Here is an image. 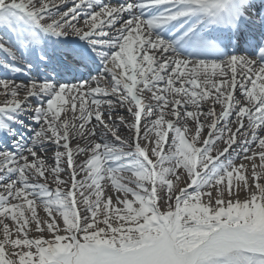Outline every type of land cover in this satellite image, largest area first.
<instances>
[{
	"label": "snow or ice",
	"instance_id": "obj_1",
	"mask_svg": "<svg viewBox=\"0 0 264 264\" xmlns=\"http://www.w3.org/2000/svg\"><path fill=\"white\" fill-rule=\"evenodd\" d=\"M0 264H264V0H0Z\"/></svg>",
	"mask_w": 264,
	"mask_h": 264
},
{
	"label": "bare ground",
	"instance_id": "obj_2",
	"mask_svg": "<svg viewBox=\"0 0 264 264\" xmlns=\"http://www.w3.org/2000/svg\"><path fill=\"white\" fill-rule=\"evenodd\" d=\"M39 73H40V71H39ZM92 74L95 75V73H92ZM40 75H44V74L40 73ZM217 111H219L218 107H217ZM48 156L49 157H54V153L52 151H49ZM129 186H131V185H129ZM241 198H243V194H241ZM206 199H207L206 197H202V201H206ZM37 211H38V214L40 216H44L45 215V213L42 210V206H38L37 207Z\"/></svg>",
	"mask_w": 264,
	"mask_h": 264
},
{
	"label": "rangeland",
	"instance_id": "obj_3",
	"mask_svg": "<svg viewBox=\"0 0 264 264\" xmlns=\"http://www.w3.org/2000/svg\"><path fill=\"white\" fill-rule=\"evenodd\" d=\"M126 134V133H125ZM166 147V146H165ZM62 178H64V179H67V177H62Z\"/></svg>",
	"mask_w": 264,
	"mask_h": 264
}]
</instances>
